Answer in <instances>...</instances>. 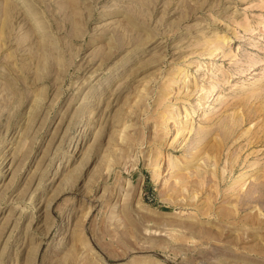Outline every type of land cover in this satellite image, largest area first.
<instances>
[{"label":"rangeland","instance_id":"1","mask_svg":"<svg viewBox=\"0 0 264 264\" xmlns=\"http://www.w3.org/2000/svg\"><path fill=\"white\" fill-rule=\"evenodd\" d=\"M0 264H264V0H0Z\"/></svg>","mask_w":264,"mask_h":264}]
</instances>
